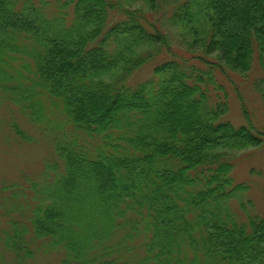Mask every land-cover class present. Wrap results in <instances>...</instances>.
<instances>
[{
  "label": "trees",
  "instance_id": "obj_1",
  "mask_svg": "<svg viewBox=\"0 0 264 264\" xmlns=\"http://www.w3.org/2000/svg\"><path fill=\"white\" fill-rule=\"evenodd\" d=\"M147 6L171 10L201 55L177 53ZM164 53L175 58L130 84ZM254 69L264 101V0H0V92L57 134L62 163L31 224L4 231L17 264L40 239L61 264H264V213L231 161L264 145V126L245 102L243 124L225 119L208 83Z\"/></svg>",
  "mask_w": 264,
  "mask_h": 264
},
{
  "label": "rangeland",
  "instance_id": "obj_2",
  "mask_svg": "<svg viewBox=\"0 0 264 264\" xmlns=\"http://www.w3.org/2000/svg\"><path fill=\"white\" fill-rule=\"evenodd\" d=\"M149 11L154 20L161 18L162 29L177 53L187 57L201 55L200 44L191 48L180 28L171 22L169 19L172 15L171 10L159 8L158 12L153 9ZM21 55L26 57L25 54ZM172 58L175 57L164 53V58L159 57L157 61L135 71L130 77V84L134 85L151 77L157 64ZM188 63L203 68L197 62ZM184 65L188 67V64ZM189 71L193 74L199 73L190 68ZM214 76L217 82H208L210 94L213 102L220 99L228 102L229 109L225 119L236 126L243 124L241 104L245 102L254 122L257 126L263 127L264 101L257 87L260 72L254 69L245 75L230 77L216 72ZM14 123L24 131L26 138L17 133L13 127ZM56 135L55 133L49 135L40 125L32 122L19 111L15 103L4 98L0 92V264H17L15 254L6 247L3 240L4 231L11 230L14 221H29L27 224H31L24 214L28 215L29 209L35 207L37 198L42 196L40 191L50 187L58 174V169H62V163L58 169L54 165L59 161L54 151L53 138ZM231 161L234 164L232 176L236 183L248 187L242 192L247 208L252 213H264V145L260 148L234 151L231 154ZM232 206L242 218L246 217L237 199L233 200ZM26 237L32 240L31 233H27ZM31 247L35 253L27 259L28 264H61L65 256L62 249H47L44 240L41 239L36 240Z\"/></svg>",
  "mask_w": 264,
  "mask_h": 264
}]
</instances>
